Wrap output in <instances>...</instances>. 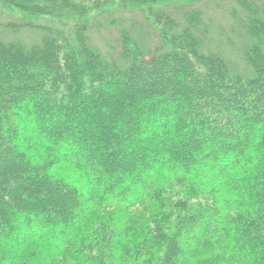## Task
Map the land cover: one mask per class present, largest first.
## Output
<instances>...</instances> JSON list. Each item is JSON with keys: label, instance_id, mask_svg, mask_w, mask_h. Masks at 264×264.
Instances as JSON below:
<instances>
[{"label": "trees", "instance_id": "16d2710c", "mask_svg": "<svg viewBox=\"0 0 264 264\" xmlns=\"http://www.w3.org/2000/svg\"><path fill=\"white\" fill-rule=\"evenodd\" d=\"M0 264H264V0H0Z\"/></svg>", "mask_w": 264, "mask_h": 264}, {"label": "rangeland", "instance_id": "374dc122", "mask_svg": "<svg viewBox=\"0 0 264 264\" xmlns=\"http://www.w3.org/2000/svg\"><path fill=\"white\" fill-rule=\"evenodd\" d=\"M223 12H224V10H223ZM225 13V12H224ZM223 13H222V11H221V14H219V15H222ZM3 21V20H2Z\"/></svg>", "mask_w": 264, "mask_h": 264}]
</instances>
